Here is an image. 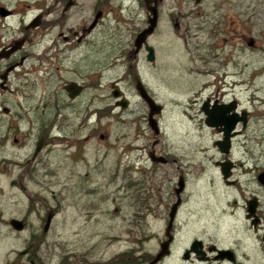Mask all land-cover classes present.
<instances>
[{
  "label": "rangeland",
  "instance_id": "374dc122",
  "mask_svg": "<svg viewBox=\"0 0 264 264\" xmlns=\"http://www.w3.org/2000/svg\"><path fill=\"white\" fill-rule=\"evenodd\" d=\"M96 1L86 0L88 15ZM139 1L103 0L105 16L95 39L97 49L103 44L100 54L103 53L104 60L99 69H105L104 89L94 100H91L93 93L88 92L87 101L89 114L104 112L99 121L94 113L89 119V128L99 126V129L94 134L90 129L82 132V136H90L84 146L85 161L71 179L67 177L62 153L46 150L40 156L54 174L29 181L28 193L35 200L46 199L55 206L53 229L45 244L18 256L16 253L28 246V234L37 227V220L31 217L22 235H12L0 224V264H57L67 249L78 255H92L97 264L117 254L121 259V254L127 251L135 264L136 258L158 251L166 228L162 205H149L155 213L146 216L145 224L135 222V211L145 206L144 194L150 185L164 202L180 175L184 177L186 190L175 223L174 252L163 264H186L181 251L195 238L218 246L235 245L242 256L245 253L247 264H264V242L259 240L264 237V186L257 181V176L264 173V0H200L199 10L209 18L203 21L205 30L201 31L202 18L196 17L194 35L198 40L192 44L196 47L193 50L174 38L175 31L164 15L161 30L172 53L168 59L169 80L155 84L144 73L154 96L165 107L157 117L158 135L148 127L147 108L140 99H132L127 112L118 114L109 85L124 75L126 67L119 61L114 67L107 64L119 53L123 54V46L135 31L144 27ZM175 1L166 0L165 13L168 4ZM188 1V6L193 7L194 1ZM0 2L19 13L32 14L36 10L32 0ZM48 2L40 0L41 5ZM250 41L253 47L248 45ZM140 68L143 75L142 56ZM120 86L127 94L133 93L129 79L121 81ZM207 98L222 101L234 98L240 109L247 112V125L238 128L229 155L221 154L216 146L222 134L204 123L201 105ZM99 134L109 137L99 140ZM155 140L158 143L154 149L168 163L156 165L154 173H149L147 153ZM28 153L25 150L22 154ZM226 159L236 165L230 185L217 165ZM96 161L98 165L94 166ZM87 162L90 164L86 168ZM98 169L102 172H97ZM4 184L0 215L9 218L24 214L30 198L11 189L9 178L4 179ZM131 195L139 204L132 203ZM252 197L258 201L261 219L257 231L252 230L246 218V201Z\"/></svg>",
  "mask_w": 264,
  "mask_h": 264
},
{
  "label": "flooded vegetation",
  "instance_id": "af4514ba",
  "mask_svg": "<svg viewBox=\"0 0 264 264\" xmlns=\"http://www.w3.org/2000/svg\"><path fill=\"white\" fill-rule=\"evenodd\" d=\"M32 1L36 6L35 13L32 14L19 13L18 10L8 8L0 2V8H2L0 13V194L5 191L4 179L9 178L11 189L30 198V205L24 214L20 213V216L9 218L0 215V224H3L12 235L14 233L22 235L29 227L30 218L35 217L38 225L28 234V246L24 249L28 252L25 255L46 243V237L53 229L57 215L54 205H50L46 199L35 200L28 193L29 181L35 182L37 177L44 178L46 175L54 174V170L50 169L47 161L45 162L40 156L46 150L62 153L66 161L67 177L69 179L75 177L80 164L85 161L84 146L90 138L88 135L82 136V132L90 129L94 134L99 129V126L89 128V119L93 113L98 121L104 116V112L99 111L89 114L87 109L88 92L93 93L91 100H94L104 89L102 77L105 69H99L104 60L103 53L100 54L103 44L97 49L95 39V32L102 25L105 16L103 0H97L94 3L90 15L87 12L86 0H44L49 1L48 5L47 3L41 5L40 0ZM193 1L194 6L190 8L188 0H176L168 4V13H165L166 0H140L138 4L144 13L143 28L151 27L148 21L154 14L156 16L152 32L147 35L145 43L135 53L134 40L143 28L135 31L130 41L123 46L124 53H119L113 61L107 64L114 67L120 62L126 67L124 75L109 84L113 106L118 109V114L127 112L132 99H140L135 89L136 80H139L147 94L160 106V113L155 116L159 129L158 134H160V127L157 117L163 114L165 107L159 104L154 96L153 90L144 79V73L147 72L150 81L155 84H162L169 80L168 75L171 71L168 68V59L172 53L167 47L166 34L161 30V20L164 15L168 16L170 27L175 31L174 38L179 42H185L188 50L196 49L192 46L195 40H198V37L194 35L196 17L202 18L200 27L203 31L205 30L204 22L208 20L209 15L200 12V0ZM97 14H99L98 18H96ZM213 31L214 29L210 30L211 33ZM89 37L94 40H89ZM147 47L150 52L146 50ZM141 56L145 65L143 75L140 68ZM125 79L133 83L132 94H127L120 86V82ZM113 92L118 94L121 92V95L115 98ZM101 99L103 100V97ZM122 99L127 101L125 108L118 105ZM232 102L235 109L228 116L236 114L235 118L240 119L242 113H245L244 122L239 120L235 125L233 132L236 136L239 133L238 128H245L248 121L247 112L240 109L236 99L222 101V99L207 98L201 108L205 103L208 104V109H211L212 106L229 105ZM145 106L147 108L146 104ZM148 113L147 108V124ZM212 129L222 133L223 126ZM235 136L231 140V146ZM108 137V135L99 134V140H106ZM157 143L158 141L155 140L147 153V159L151 164L149 173H154L156 165L168 163V159L154 149ZM37 148L39 151L35 154ZM25 150H29L27 156L22 154ZM151 156L154 161L151 160ZM158 157L163 158V162H156ZM89 164V162L86 163V168ZM96 165L98 161L95 162L94 166ZM93 171L96 170L93 169ZM97 172L102 171L98 169ZM180 180L182 190L177 192ZM230 184H233V181H230ZM185 190L186 182L180 175L172 184L170 193H167V198L163 202L155 194L154 186L150 185L144 194L145 206L135 211V222L145 224L146 216L155 213L149 205L151 203L162 205L165 212L163 218L166 224L165 231L170 222L171 212L173 214L170 232L172 239L166 248L168 255L156 264H163L174 252L175 223L183 204ZM131 201L134 205L139 204L134 195H131ZM257 209L258 201L255 209L258 223L253 226L251 220L248 219L253 231H257L261 224ZM11 220L21 221L22 230H15L11 225ZM164 237L165 239L159 242L158 251L155 254H149V259L145 264H150L159 253L160 244L167 240L166 234ZM195 240L201 241V245L188 252V259H183L186 264H247L245 253L243 252L242 256L241 249L237 246H218L205 243L197 238L181 251L182 258L189 245ZM259 240L263 243L264 237H260ZM255 241L258 240L255 239ZM214 246L217 250H228L229 254L220 255L213 250ZM20 252L16 254L24 256ZM64 256L57 264H97L92 261V255L87 253L78 255L71 249H67ZM118 256L117 254L105 261L102 260L101 264H134V258L127 251L121 254V259Z\"/></svg>",
  "mask_w": 264,
  "mask_h": 264
},
{
  "label": "water",
  "instance_id": "95a60500",
  "mask_svg": "<svg viewBox=\"0 0 264 264\" xmlns=\"http://www.w3.org/2000/svg\"><path fill=\"white\" fill-rule=\"evenodd\" d=\"M195 1L198 2L199 0H195ZM1 10H2V8H0V13H1ZM98 17H99V14L96 15V18H98ZM155 21H156V16L154 14L153 17L151 19H149V21H148V25L151 24V27L147 26L137 34V36L134 40V47H135L134 52L135 53H137L138 50L143 45V43H145V39H146L147 35H149L152 32V28L155 24ZM248 45L253 46V41L249 42ZM146 50L148 52H150V49L148 47L146 48ZM135 89L138 93L139 98L147 105V108L149 109L148 126L150 127V129L153 131V133L155 135H158L159 129L157 126L155 116H157L160 113V106L157 105L155 103V101L147 94V92L145 91L144 87L141 85L139 80H136ZM113 93H114L115 98H118L121 95V92H120V94H118L117 92H113ZM126 102H127L126 100L122 99L120 102H118V105H120L122 108H125ZM201 109L205 115L206 126L212 127V128H217V127L223 126V129H221L222 138H221V140H218L216 142V146H217V148L221 154L228 155L230 152V148H231V140L236 134L235 132H233L235 129V125L239 120L244 122L245 113H242V117L240 119L235 118L236 114H232L231 116H228V114L231 111H234V109H235L233 102L230 103L229 105H222V106H218V107L212 106L211 109H208V104L205 103ZM38 151H39V148L36 149L35 154H37ZM151 160L154 161L152 156H151ZM156 162H163V158L158 157L156 159ZM217 165H219L220 172L223 176V179L226 181L227 185L230 184L229 179L231 178L232 171L234 169L233 162L230 159H227L223 162L217 163ZM257 181L264 186V173L263 172L257 176ZM181 190H182V182L180 180L179 189L177 192H181ZM246 205H247L246 218L251 220L253 226H256V224L258 223V219L255 215V209L257 206L256 199L253 198V199L247 201ZM172 219H173V214L171 212L170 222H169L168 227L165 231L167 240L160 244V251L150 264H156L164 256L168 255V251L166 248L172 239V236L170 234ZM11 225L17 231H20L23 228V224L21 221L11 220ZM198 245H201V241H197V240L193 241L189 245V248L186 251V253L183 255V259H185V260L188 259V252H190L191 250H195V247H197ZM213 250H216L217 253H219L220 255H228L229 254L228 250H225V249L217 250L215 248V246L213 247ZM27 252H28V250H24V251L20 252V254L25 255Z\"/></svg>",
  "mask_w": 264,
  "mask_h": 264
},
{
  "label": "trees",
  "instance_id": "16d2710c",
  "mask_svg": "<svg viewBox=\"0 0 264 264\" xmlns=\"http://www.w3.org/2000/svg\"><path fill=\"white\" fill-rule=\"evenodd\" d=\"M149 255L142 257V258H136L135 264H145L146 261H148Z\"/></svg>",
  "mask_w": 264,
  "mask_h": 264
},
{
  "label": "bare ground",
  "instance_id": "6f19581e",
  "mask_svg": "<svg viewBox=\"0 0 264 264\" xmlns=\"http://www.w3.org/2000/svg\"><path fill=\"white\" fill-rule=\"evenodd\" d=\"M231 147H232V146H231ZM230 151H231V148H230ZM229 154H230V152H229ZM229 154H228V155H229ZM226 160H227V159H226ZM218 166H219V165H218ZM166 256H167V255H166ZM155 257H156V256H155ZM164 257H165V256H164ZM153 260H154V259H153ZM158 262H159V261H158Z\"/></svg>",
  "mask_w": 264,
  "mask_h": 264
}]
</instances>
